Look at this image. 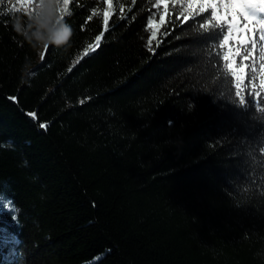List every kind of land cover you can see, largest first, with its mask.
<instances>
[{
    "label": "trees",
    "instance_id": "obj_1",
    "mask_svg": "<svg viewBox=\"0 0 264 264\" xmlns=\"http://www.w3.org/2000/svg\"><path fill=\"white\" fill-rule=\"evenodd\" d=\"M67 9L0 6V264H264L257 59L238 79L223 41L190 43L214 12L188 0ZM38 20L70 41L38 42Z\"/></svg>",
    "mask_w": 264,
    "mask_h": 264
},
{
    "label": "rangeland",
    "instance_id": "obj_2",
    "mask_svg": "<svg viewBox=\"0 0 264 264\" xmlns=\"http://www.w3.org/2000/svg\"><path fill=\"white\" fill-rule=\"evenodd\" d=\"M67 5L64 0H0V6L9 11H22L27 14L37 12L52 16L57 21L62 20L67 14ZM191 8L212 9L215 19L223 21L227 26L226 36L229 38L223 45L225 56L228 57L227 65L235 77L238 79L243 77L245 62L254 57L259 63L261 83L264 80V0H245L234 6L229 0H209L206 5L195 3ZM45 45L46 42L43 43L40 53L46 50ZM9 205H11L9 201L0 197V212L12 214L5 210ZM1 237L3 235L0 230Z\"/></svg>",
    "mask_w": 264,
    "mask_h": 264
},
{
    "label": "snow or ice",
    "instance_id": "obj_3",
    "mask_svg": "<svg viewBox=\"0 0 264 264\" xmlns=\"http://www.w3.org/2000/svg\"><path fill=\"white\" fill-rule=\"evenodd\" d=\"M65 3H68L69 0H64ZM155 2L157 4H160V3H166V0H155ZM209 2V0H188V6L189 8H191V6L195 3H202L204 5H206L207 3ZM245 2V0H229V3H231L233 6L237 3H243ZM227 6V5H226ZM215 15V13H209L208 15H205V16H201L198 20H193L191 22L188 23V28L191 29L193 28L194 25H198V28H197V38H194L192 41H190V43H195L197 45L201 44V43H206L208 40H215L216 43H217V46L220 45L221 41H223L224 43L227 42L228 38L227 36L224 35V32L226 31V29L224 28H220V29H217L214 31V34H205L203 32H200V29L204 28V25L205 23L209 22L210 21V18L213 17ZM247 19V17H245ZM159 19L161 21H163V16L159 17ZM233 19L235 20V16L233 17ZM105 24L107 25V13H105ZM173 25L174 26H179V25H176V22L175 20L173 21ZM148 26L151 27L152 26V20L149 19L148 20ZM20 25H17L16 24V28L17 30L19 31L20 30ZM167 32V30H166ZM67 36L64 35L63 36V39H66ZM96 41H100L101 39V36L100 35H97L95 37ZM145 39H148L147 37H145ZM176 39H181V36H176ZM148 42L151 43V40L148 39ZM91 47V45H90ZM85 52H87V49H85ZM228 57L225 56V59H227ZM42 59H43V56H42ZM261 86L264 87V80H262L261 82ZM39 127L41 128H44L46 127V125L44 124H40ZM6 211L8 212H12L13 214L15 213V208H14V205H9L5 208Z\"/></svg>",
    "mask_w": 264,
    "mask_h": 264
},
{
    "label": "clouds",
    "instance_id": "obj_4",
    "mask_svg": "<svg viewBox=\"0 0 264 264\" xmlns=\"http://www.w3.org/2000/svg\"><path fill=\"white\" fill-rule=\"evenodd\" d=\"M16 24L20 25L19 19L16 21ZM34 24H35V30L32 32V36L38 42L46 41V42H56L57 44H59V43L67 44L71 39L72 30L66 24H61L59 26V28L56 29V31L61 33L62 36H64V35L67 36V38L63 39L62 41H53L51 39V37L49 36L51 29L49 28L47 22H45L43 20H38V21L34 22Z\"/></svg>",
    "mask_w": 264,
    "mask_h": 264
}]
</instances>
